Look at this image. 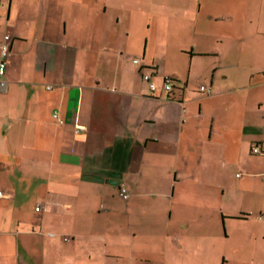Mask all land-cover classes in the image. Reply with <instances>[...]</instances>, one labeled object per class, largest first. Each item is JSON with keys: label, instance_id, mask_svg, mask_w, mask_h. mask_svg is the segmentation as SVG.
Returning <instances> with one entry per match:
<instances>
[{"label": "crops", "instance_id": "crops-1", "mask_svg": "<svg viewBox=\"0 0 264 264\" xmlns=\"http://www.w3.org/2000/svg\"><path fill=\"white\" fill-rule=\"evenodd\" d=\"M4 33L0 264H264V0H0Z\"/></svg>", "mask_w": 264, "mask_h": 264}, {"label": "built area", "instance_id": "built-area-1", "mask_svg": "<svg viewBox=\"0 0 264 264\" xmlns=\"http://www.w3.org/2000/svg\"><path fill=\"white\" fill-rule=\"evenodd\" d=\"M10 41H11V36L8 33H4L2 38L0 39V76H2L4 74L5 69H6L7 59L10 55ZM139 61H140L139 58H134L132 60V62L134 64H138ZM262 74L264 76V71L262 72ZM142 79L147 82L150 91H152V92L156 91L157 86L153 82V80L151 79L150 72L142 73ZM5 87H6L5 82L0 80V90L5 89ZM163 89L165 91H170L172 89V82H171L170 77L166 76L164 78ZM200 91L202 93H208L210 91V89L207 86L201 85ZM52 117L55 119V121L57 123H59V124L63 123V119H61V117L59 116L57 111H53ZM75 128L77 131H79V130H83L84 127L82 125L77 124ZM252 152L253 153H259L260 149L256 145H253L252 146ZM119 195L123 199H127L129 197L128 190L126 189V187L124 185L120 186ZM3 196H4V193H3L2 189L0 188V198H2ZM35 210H39V207H36ZM65 240H66V238H65Z\"/></svg>", "mask_w": 264, "mask_h": 264}, {"label": "rangeland", "instance_id": "rangeland-1", "mask_svg": "<svg viewBox=\"0 0 264 264\" xmlns=\"http://www.w3.org/2000/svg\"><path fill=\"white\" fill-rule=\"evenodd\" d=\"M258 68H259L258 66H257V67H254L253 71L255 72ZM196 86H199V83H197ZM204 86H206V85H204ZM184 216H185L186 218L193 219V220H194V218H195V216H194V214H193V211H191V212H186V213L184 214Z\"/></svg>", "mask_w": 264, "mask_h": 264}, {"label": "trees", "instance_id": "trees-1", "mask_svg": "<svg viewBox=\"0 0 264 264\" xmlns=\"http://www.w3.org/2000/svg\"><path fill=\"white\" fill-rule=\"evenodd\" d=\"M171 79V78H170ZM171 81H174L173 79H171Z\"/></svg>", "mask_w": 264, "mask_h": 264}]
</instances>
